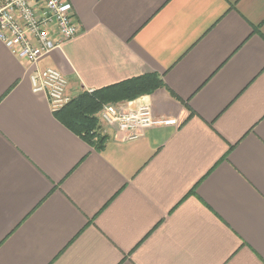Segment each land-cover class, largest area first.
Listing matches in <instances>:
<instances>
[{
    "label": "crops",
    "instance_id": "obj_1",
    "mask_svg": "<svg viewBox=\"0 0 264 264\" xmlns=\"http://www.w3.org/2000/svg\"><path fill=\"white\" fill-rule=\"evenodd\" d=\"M37 64L71 100L156 74L154 124L95 150L0 42V264H264V0H67Z\"/></svg>",
    "mask_w": 264,
    "mask_h": 264
},
{
    "label": "built area",
    "instance_id": "obj_2",
    "mask_svg": "<svg viewBox=\"0 0 264 264\" xmlns=\"http://www.w3.org/2000/svg\"><path fill=\"white\" fill-rule=\"evenodd\" d=\"M80 32L67 0H0V42L19 61L35 70L29 81L33 93L46 96L50 110L57 113L71 101L67 80L57 69L38 70L37 64ZM101 124L115 127L131 140L154 124L150 106L141 102L105 104L98 113Z\"/></svg>",
    "mask_w": 264,
    "mask_h": 264
},
{
    "label": "trees",
    "instance_id": "obj_3",
    "mask_svg": "<svg viewBox=\"0 0 264 264\" xmlns=\"http://www.w3.org/2000/svg\"><path fill=\"white\" fill-rule=\"evenodd\" d=\"M162 82L156 74H147L132 78L101 90L84 92L57 114L63 113L66 125L91 145L100 151L105 138L98 133L97 120L93 116L103 105L109 102L132 101L143 95L151 94L160 89Z\"/></svg>",
    "mask_w": 264,
    "mask_h": 264
}]
</instances>
